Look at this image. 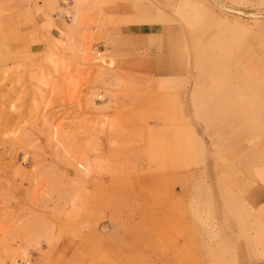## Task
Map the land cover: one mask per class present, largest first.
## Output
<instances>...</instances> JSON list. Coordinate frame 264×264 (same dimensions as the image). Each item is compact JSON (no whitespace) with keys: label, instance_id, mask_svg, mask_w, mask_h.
I'll return each instance as SVG.
<instances>
[{"label":"rangeland","instance_id":"374dc122","mask_svg":"<svg viewBox=\"0 0 264 264\" xmlns=\"http://www.w3.org/2000/svg\"><path fill=\"white\" fill-rule=\"evenodd\" d=\"M48 2L0 0V264H264V0Z\"/></svg>","mask_w":264,"mask_h":264},{"label":"bare ground","instance_id":"6f19581e","mask_svg":"<svg viewBox=\"0 0 264 264\" xmlns=\"http://www.w3.org/2000/svg\"><path fill=\"white\" fill-rule=\"evenodd\" d=\"M65 1V3L67 4V5H69L70 7H71V9H72V12H67V14H69L70 15V18H72L73 19V24L74 25H76V26H78L79 28H82L83 27V25H85V24H83V19H84V14H83V11H84V2H85V0H64ZM56 0H49V2H48V5H49V7H51V8H55L56 7ZM198 14H200L199 12H198ZM201 15V14H200ZM202 22H204V20H203V18H201V20L199 21V23H202ZM244 28H246V26L244 27ZM166 33V32H165ZM92 43V42H91ZM91 43H89V45H88V47L85 49V51H84V55H85V57H84V61L85 62H87L88 64H92L93 63V61L94 62H96V61H100L99 63H100V65L101 66H108V65H110L111 64V61H108L105 57H103V56H101L100 54H98V52H95L94 51V47H92L93 46V44H91ZM181 47V46H180ZM179 48V47H178ZM83 49V50H84ZM182 50V49H181ZM179 51V50H178ZM182 53V52H181ZM172 55H173V53H172ZM175 57L177 58L176 60H178V59H183L184 58V55H182V54H180V52H179V54H176L175 53ZM182 61V60H181ZM177 62V61H176ZM231 62V61H230ZM230 62H229V64H230ZM65 63V62H64ZM93 64H95V63H93ZM177 64H178V62H177ZM176 64V65H177ZM232 65V66H231ZM231 65H229L230 67H233V69H235V68H238V66H239V63H238V61L235 59L234 61H232L231 62ZM174 67H177V66H174ZM223 69H224V67H223ZM172 70H173V68H172ZM178 70H179V68H178ZM221 72V71H220ZM225 72V71H224ZM90 73V72H89ZM91 75V74H90ZM250 77V76H249ZM81 78V77H80ZM250 78H252V77H250ZM83 80H85V77L84 76H82V78L80 79V81H78L77 83H78V86H77V89H76V87H74V89H76V91L74 92V93H72V94H74V96H73V98L75 99V103H76V106H77V108L78 109H81V107L83 106L82 104V99H83V93H84V81ZM252 80H253V78H252ZM244 82V81H243ZM240 83H242V82H240ZM239 83V84H240ZM242 85H243V83H242ZM242 85L240 86L241 88H242ZM244 89V88H243ZM51 90H53V89H51ZM239 89H237V91H238ZM248 90V89H247ZM238 92H241V91H238ZM250 93V92H249ZM240 94H242V92L241 93H237V96H238V98L240 99ZM243 95H244V92H243ZM245 96V95H244ZM247 96V95H246ZM249 96V95H248ZM243 97V96H242ZM50 98V97H49ZM73 99V100H74ZM248 99V98H247ZM246 99V100H247ZM72 100V101H73ZM84 100V99H83ZM249 100V99H248ZM242 101V100H241ZM250 102H252L251 101V99L249 100ZM246 103H249V102H246ZM49 104V101H48V98H46V99H42V102L40 103V108L42 109V112H43V115L45 114V112H46V107H47V105ZM244 104V103H243ZM39 105V104H38ZM38 107V106H37ZM36 107V108H37ZM10 108L11 109H14V104H11V106H10ZM65 114V112H63V113H61V114H59V117H54V116H50L49 118H48V127H49V130H50V132H51V139H53L55 142H56V144H59L60 146H64L63 145V141H62V139L61 138H64L63 136H66V138H68V137H70L71 136V130H70V123H74L75 124V119L76 118H71L70 119V123H66V121L68 120H66V118L65 117H63V115ZM238 115V114H237ZM54 117V118H53ZM72 125V124H71ZM12 129V128H11ZM15 131L14 130H9L8 128H7V130L6 129H4L3 131H2V135L3 136H5V137H8V136H14L15 135ZM73 138V137H72ZM68 140H71V138L69 139L68 138ZM60 148V150H62V148L61 147H59ZM69 150V152H70V150L71 149H68ZM72 151V150H71ZM68 152V153H69ZM83 154H84V152H83ZM78 156H79V158H80V154H78ZM28 157H29V152H27V151H25L24 153H23V160H24V162H27V159H28ZM77 167L79 168V169H81V170H83V171H89L88 170V157H87V155L86 154H84V155H82L81 156V159H78V162H77ZM39 172V170L38 169H36V168H34L33 170H32V172H30L29 174L31 175V177H32V179H35V181L37 182L36 184H39V181L37 180V173ZM37 186V185H36ZM39 191V190H38ZM37 192V191H36ZM5 230V229H4ZM4 234V233H3ZM24 256V255H23ZM27 257L28 256H26V257H23V260H27L28 261V259H27ZM26 261V262H27ZM19 263V262H18Z\"/></svg>","mask_w":264,"mask_h":264}]
</instances>
